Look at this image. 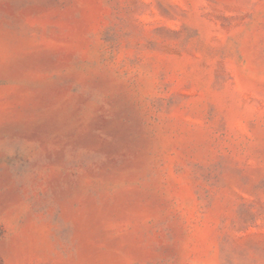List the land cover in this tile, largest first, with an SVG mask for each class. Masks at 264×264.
<instances>
[{"label":"rangeland","instance_id":"obj_1","mask_svg":"<svg viewBox=\"0 0 264 264\" xmlns=\"http://www.w3.org/2000/svg\"><path fill=\"white\" fill-rule=\"evenodd\" d=\"M0 264H264V0H0Z\"/></svg>","mask_w":264,"mask_h":264}]
</instances>
